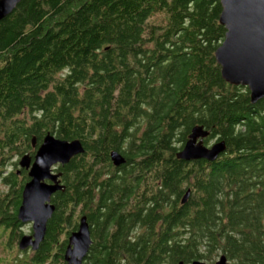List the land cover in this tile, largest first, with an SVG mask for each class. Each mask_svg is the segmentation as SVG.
<instances>
[{
	"label": "trees",
	"instance_id": "1",
	"mask_svg": "<svg viewBox=\"0 0 264 264\" xmlns=\"http://www.w3.org/2000/svg\"><path fill=\"white\" fill-rule=\"evenodd\" d=\"M220 12L219 0H20L0 19V264L64 263L82 216V264H264V98L222 78ZM195 125L205 145L224 142L214 160L177 158ZM46 133L83 152L57 165L63 188L29 259L18 160Z\"/></svg>",
	"mask_w": 264,
	"mask_h": 264
},
{
	"label": "water",
	"instance_id": "2",
	"mask_svg": "<svg viewBox=\"0 0 264 264\" xmlns=\"http://www.w3.org/2000/svg\"><path fill=\"white\" fill-rule=\"evenodd\" d=\"M20 0H0V19L7 16ZM221 12L219 22L226 31L224 39L217 46L214 56L220 66L222 78L235 86H246L251 103L264 98V0H219ZM208 131L202 125L191 128L183 147L176 156L182 160L206 159L214 160L225 148L223 141H215L205 145L203 139ZM35 153L23 154L18 165L27 170L29 180L24 184L21 203L17 210V218L23 223L32 224V233L23 234L18 248L36 249L42 241L47 220L54 211L50 197L61 190V172L54 171L57 165H64L72 157L83 152L80 140H65L46 133L37 145L32 138ZM110 158L115 166L124 163L125 158L118 151L112 150ZM189 191L183 195L184 203ZM91 236L86 217H80L78 227L68 236V244L64 252L67 264H82ZM178 264H183L179 262ZM190 264H204L193 261ZM216 264H228L224 255L219 256Z\"/></svg>",
	"mask_w": 264,
	"mask_h": 264
},
{
	"label": "flooded vegetation",
	"instance_id": "3",
	"mask_svg": "<svg viewBox=\"0 0 264 264\" xmlns=\"http://www.w3.org/2000/svg\"><path fill=\"white\" fill-rule=\"evenodd\" d=\"M50 203H51V201H50ZM25 225H28L29 226V229H28V232L26 233V234H31L32 233V224L29 222V223H25ZM23 226V225H22ZM39 245V244H38ZM37 249V248H36ZM36 249H34V250H36ZM26 250V252H29V254L30 253H32L30 256H27L29 259H31V257L33 256V251L34 250H32V249H30L29 247L28 248H26L25 249ZM64 257H63V262L64 263H62V264H66L67 262H65L64 261Z\"/></svg>",
	"mask_w": 264,
	"mask_h": 264
},
{
	"label": "rangeland",
	"instance_id": "4",
	"mask_svg": "<svg viewBox=\"0 0 264 264\" xmlns=\"http://www.w3.org/2000/svg\"><path fill=\"white\" fill-rule=\"evenodd\" d=\"M210 144H212V143H210ZM210 144H209V145H210ZM55 170H56V168H55ZM55 170H54V171H55ZM1 187H2V184L0 183V188H1ZM1 189H2V188H1ZM20 228H21L22 232H23L24 234H26V233L28 232L29 226H28V225H23V226H21ZM11 254H16V251H15V250L11 251ZM218 257H219V255H217V256L215 257V260H217Z\"/></svg>",
	"mask_w": 264,
	"mask_h": 264
}]
</instances>
